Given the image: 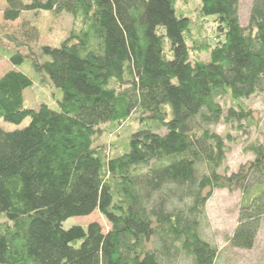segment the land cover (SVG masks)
<instances>
[{
  "label": "trees",
  "instance_id": "1",
  "mask_svg": "<svg viewBox=\"0 0 264 264\" xmlns=\"http://www.w3.org/2000/svg\"><path fill=\"white\" fill-rule=\"evenodd\" d=\"M177 2L189 0H5V21L43 11L70 15L73 28L40 55L8 40L13 68L0 77V117L30 121L0 127V264H174L181 256L217 264L201 229L218 188L242 192L229 241L253 248L264 218V138L245 144L251 161L221 173L233 138L211 127L223 120L243 130L242 101L264 94V0H252L246 27L240 0H199L209 38ZM25 60L40 83L60 79L55 108L24 106L34 84L19 69ZM94 211L107 230L97 222L63 229Z\"/></svg>",
  "mask_w": 264,
  "mask_h": 264
},
{
  "label": "rangeland",
  "instance_id": "2",
  "mask_svg": "<svg viewBox=\"0 0 264 264\" xmlns=\"http://www.w3.org/2000/svg\"><path fill=\"white\" fill-rule=\"evenodd\" d=\"M23 1L25 3L30 2V0ZM251 4L252 0H240L239 2L238 17L243 27H246L249 23ZM176 6L192 20L193 25L191 28L200 30L205 38L211 37L212 23L201 22L198 19L199 0H189L187 6H182L177 2ZM5 7V0H0V77L13 68L8 60L11 51L14 49V44L8 41L10 36H13L15 41L27 45L29 47L28 49L25 48L27 51L32 50L40 55L43 48L56 50L59 43L68 36L73 28V20L70 15L53 16L43 11L23 12L18 20L5 21L2 18ZM200 23L204 26L202 29L199 27ZM22 51L26 52L25 50ZM197 57L201 61L208 59L207 55L203 53ZM19 69L34 80L33 86L24 91V106L38 109L41 104L45 103L55 108L54 96L59 95L60 79L50 76L48 83H40L29 60H25ZM242 103L249 114L250 120L248 125L246 123L241 124L240 127H243V130L238 129L237 126L226 124L223 120L211 127L215 133L223 137L230 135L233 138L229 153L220 169L221 173L236 172L241 166L251 161L253 156L244 151L245 144L256 139L262 141L264 138V94L254 95L247 100H243ZM225 105H229L228 100L225 101ZM29 121V118H26L20 124H13L4 121L0 117V127L7 131L22 129L28 125ZM130 127V131H133L137 128V124L130 122ZM115 135L112 138L102 136L100 143L108 145L115 139ZM241 197L242 192L238 190L229 191L218 188L212 190L207 199L205 206L206 221L202 226L201 235L207 242L217 248V264H264V218L252 249L240 250L233 248L230 244L229 240L237 226ZM92 222L101 224L103 230L108 228L97 211L88 216L71 217L62 224V227L63 229H68L74 225L85 227ZM174 264H191V262L181 256Z\"/></svg>",
  "mask_w": 264,
  "mask_h": 264
}]
</instances>
